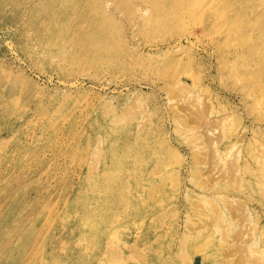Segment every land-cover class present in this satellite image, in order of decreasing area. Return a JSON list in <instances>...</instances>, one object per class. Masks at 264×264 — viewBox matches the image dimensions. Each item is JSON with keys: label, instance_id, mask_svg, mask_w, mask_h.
Returning <instances> with one entry per match:
<instances>
[{"label": "rangeland", "instance_id": "rangeland-1", "mask_svg": "<svg viewBox=\"0 0 264 264\" xmlns=\"http://www.w3.org/2000/svg\"><path fill=\"white\" fill-rule=\"evenodd\" d=\"M233 1L0 12V264H264V0Z\"/></svg>", "mask_w": 264, "mask_h": 264}, {"label": "bare ground", "instance_id": "bare-ground-1", "mask_svg": "<svg viewBox=\"0 0 264 264\" xmlns=\"http://www.w3.org/2000/svg\"><path fill=\"white\" fill-rule=\"evenodd\" d=\"M61 1H63V0H0V12L5 13L7 8H10L9 11H11L12 9L13 10L20 9V10H27L29 12H33L34 10L39 8L38 4H42L44 10H48V11L53 12L51 14L82 15L80 12H78L77 9H75V8L71 9V7L66 8V12H63L64 11L63 8L57 7L58 2H61ZM95 1L97 2L98 0H92L91 4H89L90 9L96 8ZM108 2H110L112 4L113 10H116L117 12H121V14L130 18L132 21L131 25L136 24L134 22V20L132 19L134 17V13H136L138 11L137 6H135V4H134V0H108ZM139 2H140V6L149 5L150 7L148 8L149 14L147 13L146 15H144L143 13H140L141 17L137 21L138 24L148 22L149 20L153 23V27H155V28H157V27L166 28V27L172 26L174 24L172 17L167 15L166 12L164 13L162 6L157 4L158 0H139ZM225 3H226L225 5L218 8V11L223 10V11L227 12V11H236V10L241 9L240 6L235 5L233 0H226ZM106 9H107V11H109V9L107 8V5H106ZM70 11H71V14H70ZM29 20L33 21L34 18L30 17ZM103 22H110V20L106 19ZM43 23L46 27L50 26V20L49 19H45ZM227 23L231 26L238 25V24H236V22H231L230 20H227ZM89 24L91 26H99L102 23H101V19L98 16H95L89 20ZM111 25L112 24H110V23L105 24V27L103 28L105 33L109 34L108 36H111V34L108 33V31L112 33V30L109 29ZM119 33L120 32L117 31L116 34H119ZM0 240H2V235H0ZM3 249H5L7 252L8 247L4 245ZM1 250H2V248H1ZM6 256H7V254L4 256V258Z\"/></svg>", "mask_w": 264, "mask_h": 264}]
</instances>
